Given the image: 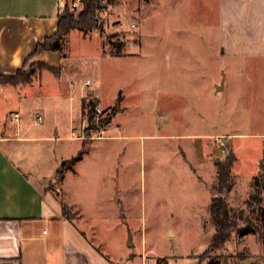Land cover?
<instances>
[{
  "label": "rangeland",
  "instance_id": "1",
  "mask_svg": "<svg viewBox=\"0 0 264 264\" xmlns=\"http://www.w3.org/2000/svg\"><path fill=\"white\" fill-rule=\"evenodd\" d=\"M74 1L64 10L77 18L84 0L71 9ZM212 2L155 0L147 8L146 0H99L98 25L84 34L93 39L85 45L74 30L62 42V52L85 56L79 73L93 79L103 106L120 91L130 106L114 119L115 106L101 108L98 123L95 110L91 121L83 116V138H94L88 143L56 142L69 156L66 166L81 156L68 165L62 187L83 214L80 226L104 247L129 245V227L130 253H140L143 237L157 253L199 250L202 263L264 264V64L217 53ZM95 38L104 57L95 53ZM53 103L52 115L66 128L70 110ZM201 135L209 138L205 148L225 146L235 158L223 196L240 231L219 247L210 245L207 207L216 179L199 181L213 170L189 155L190 139ZM48 189L60 195L57 177ZM170 212L174 217L165 218Z\"/></svg>",
  "mask_w": 264,
  "mask_h": 264
},
{
  "label": "crops",
  "instance_id": "2",
  "mask_svg": "<svg viewBox=\"0 0 264 264\" xmlns=\"http://www.w3.org/2000/svg\"><path fill=\"white\" fill-rule=\"evenodd\" d=\"M67 1L0 0V76L13 75L22 68L26 70L31 64L44 63L56 68V71L38 68L28 82L0 83V264H159L158 260L160 264H205L200 262L199 250L181 255L157 253L145 248L143 237L140 253H130L129 227L125 240L129 245L125 243L124 248L118 243L114 249L96 242L80 226L85 221L83 214L67 199L62 187L69 156L56 142L69 139L85 144L94 139L83 138L81 104L84 98H93L100 108L115 106L113 119L130 106L122 91L113 104L103 106L93 79L79 73L78 67L83 68L85 56L62 52L64 38L76 29L64 35L59 50L41 51L30 58L36 45L56 32L60 5ZM154 1L146 0V7ZM212 1L217 53L241 63L263 65L264 0ZM86 33L79 31L77 36L85 45L93 39ZM95 40V53L99 58L104 57L101 42L98 38ZM53 102L70 110L66 128L64 122H57L52 115L50 107L56 108ZM12 113L19 114L17 123L9 122ZM38 115L42 117L40 122L36 120ZM66 133L69 137L62 136ZM203 137L206 136L190 139L189 155L204 170L209 167L213 170L205 172L209 181L197 176L199 181L210 185L217 175L216 160L224 161L230 148L215 145L205 148ZM207 149L209 159L204 157ZM78 159L81 156L72 163ZM58 170L63 172L60 195L48 189ZM209 196L210 203L212 196ZM174 215L170 212L165 218ZM151 253L153 256H149Z\"/></svg>",
  "mask_w": 264,
  "mask_h": 264
},
{
  "label": "trees",
  "instance_id": "3",
  "mask_svg": "<svg viewBox=\"0 0 264 264\" xmlns=\"http://www.w3.org/2000/svg\"><path fill=\"white\" fill-rule=\"evenodd\" d=\"M99 0H84V7L79 13L78 17L75 18L73 14H70L66 9L58 16V26L55 33L47 36L43 42L38 43L35 47L34 52L30 55V58L34 57L41 51L45 50H59L62 42V38L69 30L76 29L82 32H88L94 26L98 25L96 17V9L98 7ZM38 66L40 69H48L51 71H56V68L49 66L44 63L31 64L28 69H19L15 74L8 76H0V83L9 84H19L23 82H28L31 75L34 73V67ZM97 106L96 100L91 97L84 98L81 104V113L83 116H87L91 121V114ZM235 158L230 153L224 161L216 160V182L212 185V191L216 193L211 198L208 206L209 218L214 226V234L211 239V247H219L227 241L234 230H238L236 221H233L232 209L228 205L226 199L223 196L225 191L230 188L231 179V168ZM56 177L59 181L63 179V172L58 170L56 172ZM255 186H258V181L255 179ZM262 185L264 187V177L262 180ZM256 188V187H255ZM232 214V215H231ZM240 231V230H238ZM202 257L199 256L200 262H202ZM204 259V258H203ZM205 264H214V262L209 261Z\"/></svg>",
  "mask_w": 264,
  "mask_h": 264
},
{
  "label": "built area",
  "instance_id": "4",
  "mask_svg": "<svg viewBox=\"0 0 264 264\" xmlns=\"http://www.w3.org/2000/svg\"><path fill=\"white\" fill-rule=\"evenodd\" d=\"M82 2V0H75L74 2H70L69 3V7L71 8V9H73V8H76L77 6H78V4H80ZM60 13H62L63 12V10H64V4L62 3L61 5H60ZM95 113H96V119H95V122L96 123H98L99 122V115H101L102 113H103V110L100 108V107H95ZM36 120L38 121V122H40L41 120H42V117L40 116V115H38L37 117H36ZM104 119L102 118V121H103ZM107 120V119H106ZM105 120V121H106ZM19 121V114L18 113H12L11 115H10V117H9V122L10 123H17ZM74 134V133H73Z\"/></svg>",
  "mask_w": 264,
  "mask_h": 264
},
{
  "label": "water",
  "instance_id": "5",
  "mask_svg": "<svg viewBox=\"0 0 264 264\" xmlns=\"http://www.w3.org/2000/svg\"><path fill=\"white\" fill-rule=\"evenodd\" d=\"M216 89H217L218 91L222 90V89H223V84H221L220 86H217V88H216ZM107 122H109V119H107L105 123H107ZM73 160H74V159H73ZM73 160H72V161H70V162L68 163V165H71V164H72V162H73Z\"/></svg>",
  "mask_w": 264,
  "mask_h": 264
}]
</instances>
